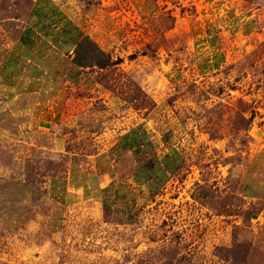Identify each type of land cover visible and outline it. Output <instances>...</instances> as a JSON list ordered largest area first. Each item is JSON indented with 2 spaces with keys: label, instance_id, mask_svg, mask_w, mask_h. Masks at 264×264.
<instances>
[{
  "label": "rangeland",
  "instance_id": "374dc122",
  "mask_svg": "<svg viewBox=\"0 0 264 264\" xmlns=\"http://www.w3.org/2000/svg\"><path fill=\"white\" fill-rule=\"evenodd\" d=\"M206 1L57 0L111 61L67 84L53 130L0 111V264H264V0L214 1L236 30L245 15L256 22L203 75ZM31 4L0 0V36L13 37ZM139 121L158 157L179 155L153 194L126 152L106 207L48 193ZM253 176L261 193L249 197Z\"/></svg>",
  "mask_w": 264,
  "mask_h": 264
},
{
  "label": "crops",
  "instance_id": "0c3cea01",
  "mask_svg": "<svg viewBox=\"0 0 264 264\" xmlns=\"http://www.w3.org/2000/svg\"><path fill=\"white\" fill-rule=\"evenodd\" d=\"M214 1H206L205 13L201 16L209 18L203 23L206 25L202 29L203 39L197 44L196 67L203 75L220 69L227 61L232 38L240 33H252L256 22L245 15L241 29L236 30L235 24L223 20ZM68 13L57 0H32L28 14L13 37L10 32L0 36V111L31 114L40 129L53 130L58 125L59 99L64 96L67 84L91 81L92 70L98 67L82 66L76 61V47L85 33ZM149 133L142 121L133 123L118 132L105 149L93 155L85 168L79 164L81 167L71 168L68 175L53 177L48 193L64 203L93 199L107 205L117 200L121 188L119 155L126 152L139 163L132 173L134 181L147 186L153 194L155 187L176 169L179 155L173 154L171 149L158 157L152 140L155 136ZM160 141L162 146L168 144L165 137L160 136ZM169 160L172 163L166 166ZM145 169L148 174L144 177ZM245 183L249 197L259 196L256 176Z\"/></svg>",
  "mask_w": 264,
  "mask_h": 264
},
{
  "label": "trees",
  "instance_id": "16d2710c",
  "mask_svg": "<svg viewBox=\"0 0 264 264\" xmlns=\"http://www.w3.org/2000/svg\"><path fill=\"white\" fill-rule=\"evenodd\" d=\"M75 59L79 63V65H97L98 67H105L111 61L110 55L107 54L98 45V43H96L87 35L83 36L80 42L78 43L76 47ZM149 165H151V162H149ZM103 205L104 207H106V203H104ZM235 248L233 247V249Z\"/></svg>",
  "mask_w": 264,
  "mask_h": 264
}]
</instances>
